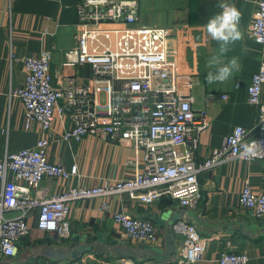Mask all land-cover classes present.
I'll use <instances>...</instances> for the list:
<instances>
[{
    "label": "built area",
    "instance_id": "obj_1",
    "mask_svg": "<svg viewBox=\"0 0 264 264\" xmlns=\"http://www.w3.org/2000/svg\"><path fill=\"white\" fill-rule=\"evenodd\" d=\"M77 8L76 40L65 52V64H89L91 81L82 82L74 76L54 85L51 54L42 51L22 58L25 83L11 92L23 102L27 121L39 122L41 135L34 146L0 156V258L18 253V240L29 234L28 219L37 209L38 227L64 239L72 233L68 212L75 200L127 192L143 204H153L167 195L196 208L203 198L202 171L235 158L264 159V0H258L249 29L250 36L262 45L261 64L248 86V100L260 110L258 120L251 128L235 126L222 146L213 148L202 161H197L196 153L211 118L206 108L195 107L197 81L189 80L185 89L179 84L168 42L173 30L139 24V0H78ZM67 108L71 123L60 138L92 136L132 148L136 163L133 178L81 185L77 163L67 167L49 159L56 116ZM253 141L255 154L249 155L244 145ZM47 178L77 181L57 192L44 185ZM240 204L254 218H264V190L255 192L248 181L240 193ZM101 207L109 208L108 202L103 201ZM113 217L128 237L147 244L161 241L153 220L118 211ZM173 230L180 239L176 259L170 264H197L205 254L208 237L186 218L178 219ZM249 259L246 252L227 246L219 264H248Z\"/></svg>",
    "mask_w": 264,
    "mask_h": 264
},
{
    "label": "crops",
    "instance_id": "obj_2",
    "mask_svg": "<svg viewBox=\"0 0 264 264\" xmlns=\"http://www.w3.org/2000/svg\"><path fill=\"white\" fill-rule=\"evenodd\" d=\"M78 0H0V156L34 146L41 135L38 121H27L23 102L12 90L25 83L26 71L22 58L51 54L52 83H63L67 77L90 82L89 64H65L66 50L75 44L79 15ZM139 24L169 27L171 58L176 62L180 86L197 81L195 107L207 109L210 124L202 132L197 161L205 159L213 148L220 147L237 125L251 128L259 117V107L249 102L248 86L259 69L262 45L249 34L255 19L258 0H223L241 12L240 27L244 38L237 42L224 62L236 57L242 68L227 81L208 84L206 62L218 48L207 34L208 19L221 11L222 0H139ZM124 24V23H121ZM247 46V52L242 47ZM223 94H228L223 98ZM264 101V87L261 94ZM63 103V100H61ZM71 110L57 114L52 141L47 154L51 161L67 167L74 163L80 170L81 185L93 186L108 178H133L135 152L132 148L108 140L85 136L81 140H64L60 136L71 123ZM203 198L196 208L182 205L178 199L164 195L153 204H143L127 192L75 200L68 219L72 233L57 239L38 227L37 209L29 217L30 232L18 240L19 251L0 258V264H170L176 259L180 235L169 221L186 218L197 224L208 237L206 251L197 264H219L221 252L227 248L246 252L248 264H264V218H254L240 204V193L248 181L255 192L264 190V159L235 158L199 174ZM77 179L47 178L50 191H64ZM107 201L109 208L101 207ZM129 212L154 221L161 235L157 244H147L128 237L113 217V212ZM15 213V212H13ZM155 218H163L158 222ZM175 247L169 252V228ZM101 234L108 242L96 239L93 248L77 256L67 255L73 234ZM83 242H80V245ZM157 247L158 249H154Z\"/></svg>",
    "mask_w": 264,
    "mask_h": 264
},
{
    "label": "clouds",
    "instance_id": "obj_3",
    "mask_svg": "<svg viewBox=\"0 0 264 264\" xmlns=\"http://www.w3.org/2000/svg\"><path fill=\"white\" fill-rule=\"evenodd\" d=\"M217 7L221 10L211 16L206 25V32L212 40L216 41L218 48L212 57L206 62L208 69L215 68V72L209 70L205 76L208 84L227 81L234 72H239L242 65L236 57L224 62V57L232 51L233 46L243 40L244 35L240 27L242 12L234 5L227 2H220ZM247 46L242 47L243 52H247ZM256 142L251 145H244L245 153L254 155Z\"/></svg>",
    "mask_w": 264,
    "mask_h": 264
},
{
    "label": "water",
    "instance_id": "obj_4",
    "mask_svg": "<svg viewBox=\"0 0 264 264\" xmlns=\"http://www.w3.org/2000/svg\"><path fill=\"white\" fill-rule=\"evenodd\" d=\"M163 218H155L156 221L158 222H162ZM176 222L175 218H172L169 223L170 225H173ZM169 245H170V249L168 254L173 253L174 247H175V242H174V238L172 237V226H170L169 228ZM96 239H100L103 240L105 242H108L106 240V238H104L101 234H97V235H88L86 233L84 234H73L72 235V244L69 246L67 255L69 256H77L79 253L85 252L88 249V245L90 248H93V244L92 242ZM83 242V244L80 245V242ZM154 249H158L157 247H154Z\"/></svg>",
    "mask_w": 264,
    "mask_h": 264
}]
</instances>
